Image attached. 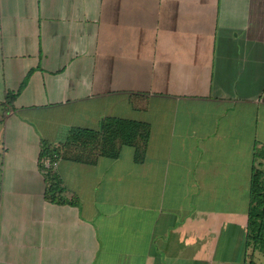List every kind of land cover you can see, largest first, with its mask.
Segmentation results:
<instances>
[{
    "label": "crops",
    "instance_id": "obj_1",
    "mask_svg": "<svg viewBox=\"0 0 264 264\" xmlns=\"http://www.w3.org/2000/svg\"><path fill=\"white\" fill-rule=\"evenodd\" d=\"M108 118L149 125L143 161L62 158L77 203L49 201L41 143ZM262 149L264 0H0V264H262Z\"/></svg>",
    "mask_w": 264,
    "mask_h": 264
},
{
    "label": "trees",
    "instance_id": "obj_2",
    "mask_svg": "<svg viewBox=\"0 0 264 264\" xmlns=\"http://www.w3.org/2000/svg\"><path fill=\"white\" fill-rule=\"evenodd\" d=\"M12 99V97H9ZM150 127L146 123L108 118L100 130L73 129L68 140L60 145L41 143L40 167L46 181V197L57 203L76 204L77 199L65 187L52 166L46 161L58 162L62 158L94 164L99 157L117 158L124 145L136 148V160L143 161ZM246 249L249 258L254 253L264 254V149L257 150V164L251 184V203ZM247 264H256L251 258Z\"/></svg>",
    "mask_w": 264,
    "mask_h": 264
},
{
    "label": "built area",
    "instance_id": "obj_3",
    "mask_svg": "<svg viewBox=\"0 0 264 264\" xmlns=\"http://www.w3.org/2000/svg\"><path fill=\"white\" fill-rule=\"evenodd\" d=\"M46 166H48V167L52 166L53 168H55L57 166V162L52 163L50 160H47Z\"/></svg>",
    "mask_w": 264,
    "mask_h": 264
},
{
    "label": "rangeland",
    "instance_id": "obj_4",
    "mask_svg": "<svg viewBox=\"0 0 264 264\" xmlns=\"http://www.w3.org/2000/svg\"><path fill=\"white\" fill-rule=\"evenodd\" d=\"M262 264H264V262H262Z\"/></svg>",
    "mask_w": 264,
    "mask_h": 264
}]
</instances>
